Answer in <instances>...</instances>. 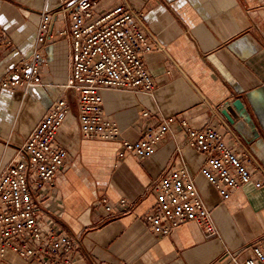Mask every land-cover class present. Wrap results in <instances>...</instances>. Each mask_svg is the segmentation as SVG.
Segmentation results:
<instances>
[{
  "label": "crops",
  "instance_id": "0c3cea01",
  "mask_svg": "<svg viewBox=\"0 0 264 264\" xmlns=\"http://www.w3.org/2000/svg\"><path fill=\"white\" fill-rule=\"evenodd\" d=\"M120 2L144 15L147 31L161 47L144 55L155 82L153 94L102 92V112L119 130L112 141L81 137L68 95L71 112L55 143L69 157L56 174L47 206L59 215L64 231L81 239L75 248L78 264L85 255L97 264H234L226 250L235 253L264 239V0H105L102 8ZM57 3L0 0V80L33 50L39 12ZM65 26L57 16L50 31L55 34ZM43 57V86L24 92L0 90V170L66 84L69 42L52 39ZM237 99L240 110L232 106ZM161 116L183 118L198 129L211 125L242 160H248L252 181L222 200L199 174L204 157L185 145L179 126L152 156L118 157L120 140H140ZM177 147L196 174L218 236H206L194 223L157 236L145 220L156 203L151 188L175 168ZM102 198L115 207L113 212L99 204ZM121 198L129 205L118 211ZM0 264L41 263L8 251Z\"/></svg>",
  "mask_w": 264,
  "mask_h": 264
},
{
  "label": "built area",
  "instance_id": "2783aa9c",
  "mask_svg": "<svg viewBox=\"0 0 264 264\" xmlns=\"http://www.w3.org/2000/svg\"><path fill=\"white\" fill-rule=\"evenodd\" d=\"M104 1L58 0L55 7L39 12L33 50L0 80V90L24 92L29 87L43 86L44 48L56 37L69 42V73L62 93L0 170V260L11 251L41 264H78L75 248L81 239L64 231L59 215L47 206L56 174L69 157L67 150L55 143L71 112L68 95L74 102L81 137L112 141L118 139L119 130L102 112V92L153 94L155 82L144 65V55L161 47L147 31L141 12L130 10L123 2L103 9L100 5ZM57 16L66 26L53 34L51 22ZM175 126L182 128L185 145L203 155L199 174L222 200L252 181L248 160H242L217 130L211 125L198 129L175 116H161L158 125L148 127L138 141L120 140L118 157L127 153L140 160L152 156ZM176 150L175 168L162 174L151 188L156 203L145 220L157 236L170 235L186 223H194L208 237L218 236L212 212L196 185V174L181 148ZM99 204L108 213L114 211L105 198ZM128 205L121 198L118 211L126 210ZM225 253L234 264H264V239L247 243L238 252ZM82 260L83 264H97L88 255Z\"/></svg>",
  "mask_w": 264,
  "mask_h": 264
},
{
  "label": "water",
  "instance_id": "95a60500",
  "mask_svg": "<svg viewBox=\"0 0 264 264\" xmlns=\"http://www.w3.org/2000/svg\"><path fill=\"white\" fill-rule=\"evenodd\" d=\"M242 104H241V102H240V100L239 99H237L235 102H233V104H232V106L233 107H235V108H237V109H242V106H241ZM222 114H224L225 115V113L224 112H222Z\"/></svg>",
  "mask_w": 264,
  "mask_h": 264
},
{
  "label": "rangeland",
  "instance_id": "374dc122",
  "mask_svg": "<svg viewBox=\"0 0 264 264\" xmlns=\"http://www.w3.org/2000/svg\"><path fill=\"white\" fill-rule=\"evenodd\" d=\"M100 7H102V5H100Z\"/></svg>",
  "mask_w": 264,
  "mask_h": 264
}]
</instances>
